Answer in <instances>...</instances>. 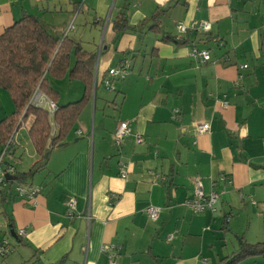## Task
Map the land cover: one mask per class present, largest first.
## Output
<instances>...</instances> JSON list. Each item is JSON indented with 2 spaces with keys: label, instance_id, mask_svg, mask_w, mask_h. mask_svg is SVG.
I'll list each match as a JSON object with an SVG mask.
<instances>
[{
  "label": "crops",
  "instance_id": "1",
  "mask_svg": "<svg viewBox=\"0 0 264 264\" xmlns=\"http://www.w3.org/2000/svg\"><path fill=\"white\" fill-rule=\"evenodd\" d=\"M25 14L95 55L94 87L65 143L28 177L25 185L39 189L35 201L0 189V238L13 247L0 264H218L241 243L264 242V0H0V35ZM120 15L129 28L118 35ZM201 22L208 32L173 40L177 23ZM193 46L210 61L190 57ZM123 61L124 79L109 78ZM77 81L51 79L59 104L81 98ZM13 110L0 89V120ZM32 121L21 125L27 133ZM120 123L127 135L115 145ZM202 123L209 131L194 134ZM15 135L12 152L0 147V157L28 172L36 154L29 146L22 153ZM196 182L205 195L218 194L214 212L190 208ZM149 206L159 209L155 221ZM19 229L26 236L13 240Z\"/></svg>",
  "mask_w": 264,
  "mask_h": 264
},
{
  "label": "trees",
  "instance_id": "2",
  "mask_svg": "<svg viewBox=\"0 0 264 264\" xmlns=\"http://www.w3.org/2000/svg\"><path fill=\"white\" fill-rule=\"evenodd\" d=\"M156 18L154 15L152 20L155 22ZM128 28L124 15L114 19L116 34ZM173 40L181 42L180 37ZM94 65L93 53L85 51L79 43L66 36L60 40L32 15H23L0 35V89L8 93L14 108L11 114L0 120V147H4V153H11L14 144L9 140L32 117L28 136L37 157L28 172L19 173L14 166L4 162L5 154L2 156L1 162L15 170V183L25 185L29 176L46 166L49 151L65 143L91 97ZM66 76L81 81L83 94L77 101L59 104L58 93L50 85V79L60 80ZM38 91L56 106L53 114L39 104H31ZM256 256L264 257V242L241 243L235 253L221 259L218 264H241L245 259Z\"/></svg>",
  "mask_w": 264,
  "mask_h": 264
},
{
  "label": "built area",
  "instance_id": "3",
  "mask_svg": "<svg viewBox=\"0 0 264 264\" xmlns=\"http://www.w3.org/2000/svg\"><path fill=\"white\" fill-rule=\"evenodd\" d=\"M176 31L178 34V38L185 35L186 32L188 30L190 31H197V32H208L210 30V24L206 23V22H201V23H191L189 25H184L182 23H177L176 26ZM189 56L192 58H197L199 59V61L201 63H206L208 61H210L211 56H210V52L208 50L205 49H199L197 47H191L190 48V52H189ZM129 63L128 61H123L121 64L117 65L116 67L110 69L108 71V75L109 78L111 79H117V80H121L124 79V77L128 74L129 72ZM110 79H105L103 81V84L106 88H111L110 85ZM44 101V105L48 108V111L53 114L54 111L56 110V106L54 105V103H52L50 100L48 99H44L43 95L38 91L34 94L32 100H31V104L36 105V104H43ZM223 106H226V102L223 103ZM176 113L178 111H175ZM209 131V125L207 123H202V124H197L195 125L194 129H193V133L196 135L202 134V133H206ZM78 134H81L80 131H78ZM127 135V124L126 123H120L119 126L116 128V130L114 131L113 137H114V143L115 145H120V143L123 141V139L125 138V136ZM135 141L136 143H141L143 141L142 137L137 135L135 137ZM12 142V138L9 140V143ZM3 156V155H2ZM0 157V189H5L7 190V188L9 187V189L13 186L14 187V193L17 197H20L24 200H33L35 201V196L36 194L39 192L38 188L32 187V186H27L24 184H18L15 183L13 185H11L9 182L11 181H6L5 180V176L11 175L14 176L15 175V170L13 169L12 166H8V165H4L1 162V158ZM122 169L120 171V175L122 178L126 177V167L124 165H121ZM224 181L227 183H230V181L228 182L227 179L224 178ZM218 199V194L215 191H210L207 195H205L202 192V188L199 182L195 183V187H194V199L192 201L189 202V206L192 209V211L196 214L198 213H203L205 211H210V212H214L215 209V204L217 202ZM75 212V200L74 199H69L66 202V213L68 217H72L74 215ZM158 212L159 209L153 206H149L146 209V213L147 216L149 218V220L151 221H155L158 217ZM228 221V219H227ZM16 240H21L22 238H24L26 236V231L25 229H19L16 233ZM113 249V247L109 246V245H104L102 246V253L105 254H109L110 251ZM13 252V247L10 243L9 237H2L0 238V256L1 257H6L8 255H10ZM109 258L111 259V255L109 256Z\"/></svg>",
  "mask_w": 264,
  "mask_h": 264
},
{
  "label": "rangeland",
  "instance_id": "4",
  "mask_svg": "<svg viewBox=\"0 0 264 264\" xmlns=\"http://www.w3.org/2000/svg\"><path fill=\"white\" fill-rule=\"evenodd\" d=\"M50 81H51V79H50ZM53 81H55V80H53L52 79V82ZM61 83V82H60ZM54 84V83H53ZM77 86V88H81V84L77 81V84H76ZM66 86H67V80H64L63 82H62V84L60 85V88L61 89H64V90H66ZM76 89V88H75ZM99 89L101 90V88L99 87ZM108 90L109 91H112L111 90V88H108ZM103 94H105L106 95V93L107 94H112V96L114 95V93H109V92H107V91H105L104 89H103ZM98 93H100V92H98ZM111 107V106H110ZM111 109H113V106L111 107ZM72 132H70L69 134H71ZM13 141L14 142H17V143H19L20 145H21V147H20V150H21V152L23 153V151H25V149L27 148V146H29L30 147V149H33V147H32V144H31V141H30V138H29V136H28V133H27V130L26 129H24V127H21L20 129H19V131H18V133L15 135V137H14V139H13ZM4 149V147L2 148V150ZM55 151V150H54ZM23 157H24V159L26 160L27 159V154L26 153H24L23 154ZM8 158V155H6V157H4V160H6ZM50 158V157H49ZM39 176V175H38ZM37 175L35 176V178H34V182L35 183H38V180H39V177H38ZM41 176H44L42 173H41ZM10 190H12V192L14 191V187L12 186L11 188H10ZM10 239V238H9Z\"/></svg>",
  "mask_w": 264,
  "mask_h": 264
},
{
  "label": "water",
  "instance_id": "5",
  "mask_svg": "<svg viewBox=\"0 0 264 264\" xmlns=\"http://www.w3.org/2000/svg\"><path fill=\"white\" fill-rule=\"evenodd\" d=\"M48 156V155H47ZM5 180L6 181H11V182H15L16 180H17V177L16 176H11V175H6L5 176ZM11 236H12V238H13V240H16V236L14 235V233L13 232H11Z\"/></svg>",
  "mask_w": 264,
  "mask_h": 264
}]
</instances>
